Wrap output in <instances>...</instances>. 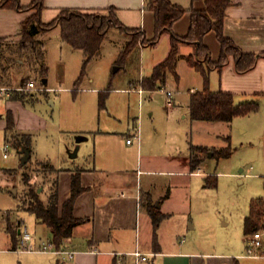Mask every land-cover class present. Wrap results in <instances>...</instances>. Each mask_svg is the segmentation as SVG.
<instances>
[{
	"label": "crops",
	"instance_id": "crops-1",
	"mask_svg": "<svg viewBox=\"0 0 264 264\" xmlns=\"http://www.w3.org/2000/svg\"><path fill=\"white\" fill-rule=\"evenodd\" d=\"M32 1L20 0V3L22 6H28ZM169 1L187 10L172 26L173 33L185 36L190 26L191 10L205 9V0ZM109 8L115 9L118 19L125 26L142 30L148 40L154 37V14L144 8V0H43L41 21L51 22L65 9L95 13L107 11ZM34 13L35 10L0 8V89H3L0 90V143L8 141L12 136L19 141L23 137L29 139L27 147H23V141L21 146L17 141L11 145L16 149L18 167L5 172L6 187L18 194L16 184H19L22 194L17 211L29 213L33 217L32 230L29 231L22 218L12 221V211H4L2 223L7 238L4 247L0 248V264H16L17 257L18 264H135V257L131 254L136 251L149 255L148 261L139 264H264V240L256 256L248 255L249 236L245 235L242 241L244 244H227V249L220 252L210 251L207 244L197 243L194 239L188 242L179 241L183 232L182 222H186L199 205L198 200H194L191 194L192 186L195 189L214 188L206 185L213 184L214 177L217 186L216 173L209 171L206 166L207 160L213 158L212 152L207 151V156L193 153L191 146L220 150L227 146V136L232 144L236 121L245 117L248 121L245 123L247 127L243 125L245 131L241 133L249 135L240 143V164L247 163L248 167L240 168L239 172L227 173L238 177L239 184H243L246 178L257 179L259 186V196L251 197L248 212L243 216V233L251 200H264V0H231V5L225 12L224 36L241 52L261 57L251 70L238 73L234 57L229 55L220 70L209 71V88L214 92L221 90L233 94L236 105L246 101H258L260 107L256 112L235 117L231 123H224L229 131L226 135H217L220 142L217 146L193 143L188 138L187 129L174 120L176 111L184 109L177 105L174 95L179 90L180 81L182 85L189 86L186 109L179 114L182 118L190 117V95L203 89L202 74L186 61V57L195 52L193 44L179 45V59L176 64L178 79L169 74L165 85L153 91L140 85L141 80L149 77L153 68L166 59L170 50L168 33L163 34L155 46L138 48L140 53L147 48H163L157 59L152 60L147 75L139 76L128 83L131 88L141 89V93L125 88H112L111 84L105 88L93 86L92 78H88L84 86L82 83L76 85L78 76L73 88L69 89H73L74 94H77L82 85L81 93L73 100H70V97L66 99L72 108L63 113L66 124L61 129L55 118V114L62 112L60 107L56 108L57 105H62L63 101L58 98V93L67 92L68 89L62 88L61 85L55 89L49 84V68L46 63L48 36L53 30L60 31V28L36 34L35 47L26 46L22 49V25ZM123 38L125 45L127 38ZM62 43H65L63 47H67L71 52L81 51L72 49L63 40ZM203 43L210 50L211 60L218 62L221 46L216 33L211 31L204 35ZM37 50L40 52L39 57ZM42 66L47 68V73H40ZM58 66L60 79L63 80L64 64L60 61ZM169 77L176 84L175 93L170 89ZM27 81H34L38 87L46 90L19 92L17 86L25 85ZM107 89L109 93L104 108H101L100 94ZM166 89L172 93L169 103ZM111 91L137 94V100L131 96L128 102L130 105L137 103L139 116H128L127 122L120 124V113L113 108L111 98L108 99ZM157 92L166 97L167 121L176 123L172 126L171 143L162 147L155 144L159 123L154 110L147 102L151 101ZM145 95L149 96L146 98ZM8 115L13 123L9 129ZM137 134L138 140L135 138ZM182 136L186 137L185 151H182L186 144H183ZM130 137L133 140L127 143ZM62 143L64 147L62 153L59 152L61 157H53L50 150H53L56 144ZM23 149L29 150L30 154L25 164L21 162ZM236 151L237 148L234 147L229 158L221 159H230ZM193 157L202 159L201 164L195 168H192L191 164ZM10 171H16L15 175L11 176ZM75 172L80 175L84 191L74 203L73 215L83 222L74 227L72 236L63 239L57 249L70 252L71 255L22 250L21 239L24 232L30 233L31 240L28 244L35 249L45 242L54 246L50 229L26 211L23 204L25 191L28 187L34 189L35 184L41 181L35 189L41 201L47 203L56 184L58 206L61 209L63 202L71 196V180ZM16 176H19V181H15ZM152 213L161 216L157 225H154ZM8 221L12 226L16 225L20 233L16 247L6 231ZM223 224L227 225L226 222ZM193 227L197 228V224H191V228ZM5 255L10 256L6 258Z\"/></svg>",
	"mask_w": 264,
	"mask_h": 264
},
{
	"label": "trees",
	"instance_id": "trees-1",
	"mask_svg": "<svg viewBox=\"0 0 264 264\" xmlns=\"http://www.w3.org/2000/svg\"><path fill=\"white\" fill-rule=\"evenodd\" d=\"M231 5V0H205V9L191 10L190 26L185 36H178L172 31L175 21L180 19L186 9L171 3L169 0H144V8L154 14V37L150 40L146 38L145 33L140 29L129 28L125 26L117 17L114 8H109V16L95 13H82L75 10H62L57 18L51 22L41 21V11L43 0H33L28 6H22L20 0H0V8H11L15 10H35V13L29 17L22 25L20 47H35V35L39 33H48L56 27L60 28V35L64 42L75 50L83 52V64L76 81L79 85L86 74V67L90 61L100 53L102 42L110 29H117L125 34L127 41L121 53V60H126L132 52L139 46L153 47L163 34L170 35V50L166 59L153 68L151 75L141 80V87L146 90H157L165 85L169 74L178 79L176 64L179 59V45L181 43L193 44L195 52L186 57L188 64L203 77V89L192 93L189 100V111L192 120L231 123L235 117L246 116L258 111L260 104L258 101H246L238 105L234 104L233 94L229 92L211 91L209 88V71L211 69L220 70L226 63L229 55L234 57L235 69L238 73H244L251 70L260 55L245 54L223 34V22L226 9ZM214 31L221 46V54L218 62H213L210 57V50L203 43V37L208 32ZM40 56L37 50V57ZM47 68H41V74L47 73ZM109 93L105 90L100 94V107L104 108V102ZM12 118L8 115L7 128L12 127ZM18 145L21 143L27 147L29 139L23 137L19 141L15 139ZM23 141V142H21ZM227 146L212 152V157L216 160L229 158L233 153L230 144V138H225ZM193 153L198 152L206 154L205 147L191 146ZM202 159L193 157L192 168L200 165ZM214 183H206L207 186L216 187V177ZM84 191L81 187L80 175L75 172L71 180V196L63 202L61 209L58 206V191L56 184L50 194L47 203L39 198L36 191L30 187L25 191L23 201L26 211L33 214L36 220L46 225L52 233V243L56 249L65 238L72 236L74 227L82 223L73 215L74 203L77 197ZM160 217L152 213L154 225L160 221ZM264 220V200L252 199L250 202V212L244 221V235L250 236L262 227ZM7 233L11 242L16 247L17 239L20 233L18 229L13 228L8 221Z\"/></svg>",
	"mask_w": 264,
	"mask_h": 264
},
{
	"label": "rangeland",
	"instance_id": "rangeland-1",
	"mask_svg": "<svg viewBox=\"0 0 264 264\" xmlns=\"http://www.w3.org/2000/svg\"><path fill=\"white\" fill-rule=\"evenodd\" d=\"M99 13L109 16L108 10ZM124 36L126 35L117 29H110L108 31L102 43L100 53L86 67V74L81 81L83 86L88 82V78H92L94 80L93 86H101L105 88L111 84L112 88H125L130 89L131 92H138V89L131 88V86H129V81L137 79L139 76L147 75L146 72L148 67L151 65L152 60L155 61V59H157L159 54L162 53L163 48L162 46L160 48L157 46L155 49L147 48L142 50L141 53L138 51L139 49H137L123 61L120 57L124 47ZM48 37L49 40L47 41L46 63L49 68V84L52 87H55V89L58 85H61L62 88L68 89L67 92L58 93V98H62L63 101L62 105L59 104L56 108L60 107L62 112H60L59 115L55 114V118L58 126L62 129L63 125L66 124L64 122L63 113L72 108L66 99L70 97V100H73L75 96L81 93L82 85L77 94H74L73 89L69 88H73V83L76 81L81 72L83 55L81 51L71 52L67 47H63V44L65 45V43H62L60 31L58 29L50 32ZM60 61L64 64L63 80L60 79V69L58 66ZM115 67H119V70L113 73V69ZM168 81L170 89H172L175 93V82L171 77L168 78ZM20 87L24 88L25 85L23 84L22 86H17V88ZM21 88L19 89V92H30L28 90L24 91ZM187 88H189L188 84L182 85L180 81L179 90H177V94H174L177 99V105H181V107L184 108L176 111L177 113L174 116L175 122L180 123L187 129L189 132L188 138H190L193 143L199 142L205 143L206 145L217 146L220 143L219 139H217V135H226L229 131L226 124H209L207 122L204 123L191 120L190 117L182 118L179 116V114L186 109L188 103ZM51 96L54 97L55 95L51 94ZM131 96L137 100V94L129 95L125 93H116L114 91L110 92L108 99L111 98V102L114 103L113 108H116V110L120 113V119L122 120L120 124H125L128 120V116H132L133 114H135V117L139 116L137 115V113L139 114L137 103H135V105H130L128 102V98ZM147 96L149 95H145L146 98ZM165 98L166 97L163 93L157 92L153 95L151 101H147L151 109L154 110L157 123H159L155 143L158 147H162L164 144L169 145L171 143V134H173L172 126L173 124H176L175 122L169 123L167 121L168 115ZM131 103H133L132 100ZM246 118L247 117L236 121V133L233 135L231 144L232 148H237L234 155L230 159H221L217 161L215 158H210L207 160V169L217 175V186L207 189L200 187L195 189L192 186L191 194L194 200H198L197 204L199 205L198 208L194 210L195 212L192 213V216L186 222H182L183 232L179 236L180 242H188L189 240L194 239L197 243L202 242L207 244L208 249L215 252L227 249V244H244L242 242L244 238L242 219L245 213L248 212V204L251 197L254 198L259 196V194H257L259 186L257 179L246 178L243 184H239L238 177L227 175V173L239 172L240 168L248 167L247 163L240 164V155H242L240 143L243 142V139L249 135L241 133V131H245V127H247L245 126V123L248 122ZM243 125L245 127H243ZM128 139H131V137ZM185 139L186 137L182 136V140L184 142L183 144L186 143ZM8 141L11 145L15 143L13 136ZM4 143V141H1L0 143V248L4 247L5 240L7 238L2 223L4 211H12V221L22 218L29 231L32 230L33 220V217L29 213H21V211H17L22 194L19 184H16L18 187V194L13 193L10 188L6 187L7 179L5 172L9 169H16L18 167V158L16 149L12 146H10L8 151L9 157L7 159L3 157L4 151L2 148ZM63 147V143L60 145L56 144L55 148L50 150L52 151V156L55 158L61 157ZM185 150H187V143L184 145V150L182 151ZM60 151L61 153H59ZM207 151L213 152V150L210 149ZM204 155L207 156V153ZM15 173L16 171H10L11 176H14ZM19 179V176L15 177V181H19ZM40 183L41 181H38V183L35 184V187L39 186ZM35 187L33 188L36 191ZM23 204L22 207H24ZM5 216L8 217V215ZM28 216H31L32 218ZM223 222H226L227 225H224ZM195 223L197 224V228H191V224L193 225ZM15 226L16 225H13V228L16 229ZM23 227L24 225H22V228ZM18 237H20V235ZM9 256L10 255H7L6 258ZM17 258L15 260L16 264L19 263Z\"/></svg>",
	"mask_w": 264,
	"mask_h": 264
},
{
	"label": "built area",
	"instance_id": "built-area-1",
	"mask_svg": "<svg viewBox=\"0 0 264 264\" xmlns=\"http://www.w3.org/2000/svg\"><path fill=\"white\" fill-rule=\"evenodd\" d=\"M20 88H17V90L19 91ZM21 89L24 91L28 90V91H32V92H41V91L46 90L43 87H38L34 81H28L25 84V87L21 88ZM0 90L2 91L3 89H0ZM138 92L141 93L142 90L139 89ZM166 95H167V102L169 103L171 101L172 93L170 91L166 90ZM135 138L138 140L139 135L137 134L135 136ZM132 140L133 139H128L127 143H131ZM10 146H11V143L9 141H6L4 143V146L2 148L4 151V154H3L4 158H7L9 155L8 151H9ZM30 240H31L30 233L24 232L22 234V239H21L22 250L28 251V252L55 253V254L68 253V254H70V252H63V251H59V250L55 249L54 246L50 242L42 243L39 246V248L35 249L31 245L28 244V242ZM263 240H264V226L261 227L259 230H257L256 232H254L253 234H251L248 237V239H247L248 255L256 256L257 251L263 246ZM131 255H133L135 257V262H136L135 264H139L140 262H146L149 259L148 254L141 253L139 251L133 252Z\"/></svg>",
	"mask_w": 264,
	"mask_h": 264
},
{
	"label": "water",
	"instance_id": "water-1",
	"mask_svg": "<svg viewBox=\"0 0 264 264\" xmlns=\"http://www.w3.org/2000/svg\"><path fill=\"white\" fill-rule=\"evenodd\" d=\"M118 70H119V67H115V68L113 69V72H116V71H118ZM21 153L23 154V156H22V158H21V162H22V164H25V163L27 162L29 156H30V154H29V150H27V149H23V150L21 151Z\"/></svg>",
	"mask_w": 264,
	"mask_h": 264
}]
</instances>
